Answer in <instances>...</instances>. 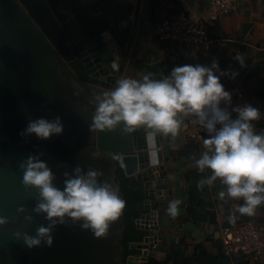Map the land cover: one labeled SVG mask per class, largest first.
<instances>
[{
	"label": "water",
	"instance_id": "95a60500",
	"mask_svg": "<svg viewBox=\"0 0 264 264\" xmlns=\"http://www.w3.org/2000/svg\"><path fill=\"white\" fill-rule=\"evenodd\" d=\"M116 2L101 0V11L92 17L84 0H0V216L7 218L0 223V264H147L149 250L162 238L158 208L173 199V191L163 150L160 164H150L147 133L155 131L158 143L159 133L146 125L127 131L123 122L112 129L91 127L95 94L125 75L141 37L143 0ZM116 58L119 69L112 67ZM57 115L62 133L48 139L20 135L29 118ZM121 135H130V142ZM33 154H41L61 188L64 173L74 175L76 166L100 170L98 180L116 186L125 201L119 169L141 181L145 199L135 225L145 233L130 244L132 251L123 242L125 208L102 237L66 217L55 226L51 246L30 248L18 238L17 231L35 234L49 223L34 211L38 189L22 182L20 163Z\"/></svg>",
	"mask_w": 264,
	"mask_h": 264
},
{
	"label": "clouds",
	"instance_id": "9594fccd",
	"mask_svg": "<svg viewBox=\"0 0 264 264\" xmlns=\"http://www.w3.org/2000/svg\"><path fill=\"white\" fill-rule=\"evenodd\" d=\"M103 35V34H102ZM234 58L246 66L245 57L236 52ZM112 67L119 69L118 58ZM239 73L222 69L219 60L210 63H185L173 66L167 75L157 76L152 72L140 78L122 75L115 86L95 94V109L91 127L112 129L123 122L127 131L146 125L156 131L175 136L181 126V114H192L209 134L203 138L204 150L195 160L197 168L211 174L198 186L211 185L219 179L226 188L218 195L240 200L235 211L228 216L235 223L236 212L240 215H255L258 206L264 204V130L258 131L254 123L261 118L260 108L252 103L233 105L232 91L222 82V77L235 78ZM235 113V115H233ZM62 117L29 118L21 136L35 134L39 139H48L63 132ZM41 154L29 155L20 163L23 169L22 182L35 187L39 199L36 213H44L48 224H40L35 234L17 231L28 247L42 243H54L53 231L57 224L67 218L81 222V227L91 230L95 236L107 235L110 225L123 213L126 201L119 189L107 180L100 181L102 172L80 166L74 175L64 173V187L54 183L55 174ZM180 199L168 202L166 212L175 218L180 214ZM23 210V208H21ZM31 221L33 217L27 216ZM7 218L0 216V223Z\"/></svg>",
	"mask_w": 264,
	"mask_h": 264
},
{
	"label": "crops",
	"instance_id": "0c3cea01",
	"mask_svg": "<svg viewBox=\"0 0 264 264\" xmlns=\"http://www.w3.org/2000/svg\"><path fill=\"white\" fill-rule=\"evenodd\" d=\"M175 1L176 3L165 2L162 6L156 7L153 14L151 0H143L140 14L141 37L131 49L125 75L140 78L152 72L160 76L169 74L170 69L176 65L210 63V55L218 49L212 52L192 53L181 41L159 40L155 35L156 24L163 16L174 12L175 9L184 8L189 14L208 22L210 27L218 26L219 36L215 38L223 37L241 44L246 66H241L227 50L222 49L228 58L225 69L239 73L235 78L226 75L222 82L227 89L237 91L233 105L252 103L260 108L262 115L259 121L262 124L257 130H264V0H235L231 12L221 15L217 20L210 19L209 0ZM157 132L161 142H167L163 146L164 155L169 157L167 179L173 191V199H180L181 204L180 214L175 218L167 214L168 204L159 206L158 219L162 238L158 240L155 248L149 250L147 264H150L151 259L165 260L173 246L179 249L178 260H171L168 264H179L182 260V264H264V255L255 258L224 250L221 240L222 228L228 225V222L229 225L233 224L228 216L235 211V205L243 201L227 196L221 199L218 193L226 186L220 184L218 180L211 185L208 184L215 208L214 215L206 220L189 217L187 204L190 196L185 175L187 170L197 167L195 160L204 150L203 139L199 144H194L181 136L180 128L175 136ZM208 135L205 132L203 138ZM121 136L124 137L123 143L130 142V135ZM185 148L191 150L178 156V152ZM195 208L200 213L205 211V207L201 205ZM249 219L264 223V204L258 206L255 215L252 216L240 215L236 212L235 222ZM133 252L140 251L137 249Z\"/></svg>",
	"mask_w": 264,
	"mask_h": 264
},
{
	"label": "built area",
	"instance_id": "2783aa9c",
	"mask_svg": "<svg viewBox=\"0 0 264 264\" xmlns=\"http://www.w3.org/2000/svg\"><path fill=\"white\" fill-rule=\"evenodd\" d=\"M235 0H209L211 7V20L218 19L221 15L231 12ZM206 21L189 14L185 9L178 8L174 12L162 17L156 25L155 35L159 40H178L185 44L192 52H212L215 49L227 50L232 57L236 52L243 54L240 43L227 38H210ZM232 91L233 99L237 95L235 89ZM181 136L199 144L206 130L196 122L194 115L181 114ZM147 145L150 164H160L159 155L163 150L161 142H157L155 131L147 133ZM221 240L225 251L241 255H250L258 258L264 255V223L255 219L235 222L222 228ZM156 245L153 246L155 248Z\"/></svg>",
	"mask_w": 264,
	"mask_h": 264
},
{
	"label": "trees",
	"instance_id": "16d2710c",
	"mask_svg": "<svg viewBox=\"0 0 264 264\" xmlns=\"http://www.w3.org/2000/svg\"><path fill=\"white\" fill-rule=\"evenodd\" d=\"M165 2L176 3L175 0H151V9L154 14V10L156 7L162 6ZM207 30L210 38H215L219 36L220 28L216 25L210 27L207 23ZM213 31V32H212ZM213 58H218L220 61V66L222 69H225V63L228 61L226 57V52L224 50H215L210 55V62ZM171 71V69H170ZM222 77L221 79H224ZM264 86V81H263ZM257 106V105H254ZM258 107V106H257ZM259 108V107H258ZM257 127H260L262 122L255 121L254 122ZM191 148H185L178 152V156L184 155L186 152H189ZM121 186L126 195V221L127 227L124 232V244L127 252H131L132 250L129 248L130 244L135 241H140L144 236V231L136 228L135 219L141 215L143 212V203L145 199L144 194V185L141 181L137 180L136 177H124L121 169ZM211 174V170L206 169L201 172L197 167L187 170L185 175V183L187 184V190L189 192V202L187 204V212L189 213V217L195 220H206L209 216L214 215L215 208L214 203L212 201L211 193L208 188V184L205 183L202 186H198L199 182L205 177ZM219 181V179H217ZM220 183V181H219ZM221 184V183H220ZM223 185V184H222ZM225 186V185H223ZM201 205L205 207V211L200 213L196 210V206ZM229 225V222H228ZM179 249H176L175 246L172 247L171 252L167 255V258L163 261H156L155 259L150 260V264H168L171 260H178ZM183 261V260H182ZM182 261L179 264H182Z\"/></svg>",
	"mask_w": 264,
	"mask_h": 264
},
{
	"label": "flooded vegetation",
	"instance_id": "af4514ba",
	"mask_svg": "<svg viewBox=\"0 0 264 264\" xmlns=\"http://www.w3.org/2000/svg\"><path fill=\"white\" fill-rule=\"evenodd\" d=\"M86 2V8L88 9V11L90 12V14L92 15V17L96 14L99 13L101 11V9L99 8V4L101 5V0H84ZM117 0H107V3H115L114 5H117L118 3L116 2ZM133 4H135V2H133ZM135 10L134 5H132L131 9H129L128 12L131 11V13H133Z\"/></svg>",
	"mask_w": 264,
	"mask_h": 264
},
{
	"label": "rangeland",
	"instance_id": "374dc122",
	"mask_svg": "<svg viewBox=\"0 0 264 264\" xmlns=\"http://www.w3.org/2000/svg\"><path fill=\"white\" fill-rule=\"evenodd\" d=\"M184 9V8H183ZM176 10V9H175ZM166 16V15H165ZM164 17V16H163ZM217 20V19H216ZM211 22V21H210ZM208 23V22H207ZM207 23H206V25H207ZM157 25V24H156Z\"/></svg>",
	"mask_w": 264,
	"mask_h": 264
}]
</instances>
